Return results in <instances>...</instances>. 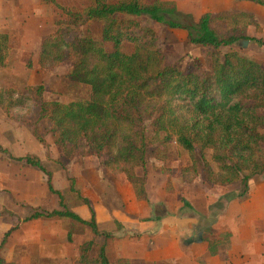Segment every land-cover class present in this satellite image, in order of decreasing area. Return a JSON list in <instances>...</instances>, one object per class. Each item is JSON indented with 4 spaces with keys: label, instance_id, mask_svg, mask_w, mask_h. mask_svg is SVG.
I'll return each mask as SVG.
<instances>
[{
    "label": "trees",
    "instance_id": "obj_1",
    "mask_svg": "<svg viewBox=\"0 0 264 264\" xmlns=\"http://www.w3.org/2000/svg\"><path fill=\"white\" fill-rule=\"evenodd\" d=\"M247 1L264 7V0ZM55 5L66 20L58 22L57 31L42 44L40 62L47 68L71 63L68 79L89 87L91 99L69 104L45 102L43 86L32 88L26 96L0 90V107L5 114L14 119L16 109L32 102L39 112L36 122L45 120L50 124V134L66 159H74L85 144L91 155L100 158L107 168L122 173L144 198L150 127L156 137L165 134L167 142L175 138L188 152L191 165L186 171L193 178L214 186L240 184L239 197L243 198L250 181L264 173V66L237 52L224 54L222 48L242 41L264 47V40L250 38L238 28L221 36L214 22L229 13L203 14L195 25L179 23L175 21L178 9L170 2L93 0V5L83 12ZM234 16L248 17L257 24L252 14ZM145 18L172 30H183L192 45L211 49V69L200 74L168 65L155 31L139 21ZM90 22L104 23L100 40L71 37L75 29ZM126 45L133 47L131 53L124 51ZM9 52L10 37L2 33L0 67L7 65ZM32 131L35 139L47 147L34 123ZM209 150L214 165L206 157ZM0 152L8 154L1 147ZM9 158L42 172L50 194L58 200V209L35 210L24 221L58 219L83 225L93 239L80 245L76 264H112L108 251L116 236L100 229L93 205L76 191L75 180H70V190L88 207V221L70 208L61 191L55 190L53 174L40 158ZM137 169L143 171V177L137 176ZM16 230L17 227L4 233L0 252ZM231 238V233L208 228L203 239L208 255L217 257L228 250ZM0 264L10 263L0 257ZM117 264L132 263L122 259Z\"/></svg>",
    "mask_w": 264,
    "mask_h": 264
},
{
    "label": "rangeland",
    "instance_id": "obj_2",
    "mask_svg": "<svg viewBox=\"0 0 264 264\" xmlns=\"http://www.w3.org/2000/svg\"><path fill=\"white\" fill-rule=\"evenodd\" d=\"M155 1L175 4L178 9L175 21L182 24L195 25L203 15L187 12L188 6L179 8L180 1L186 0H142L147 4ZM55 3L83 12L93 5V0H0V34L10 37L7 65L0 67V90H14L16 96H26L32 88L43 86L45 102L88 101L89 87L68 79L71 63L47 68L40 62L42 44L57 31L58 22L66 20ZM244 3L239 2L235 10L215 13L229 14L214 22V27L221 36L238 28L250 38L264 40V7L250 4L257 15H253L255 25L248 17L234 16L243 13L239 8ZM139 21L155 31L168 65L200 74L211 69V49L192 45L187 32L169 29L146 18ZM103 25L90 22L75 29L71 37L100 40ZM107 48L111 49V45ZM132 50L131 45L125 46L126 53ZM230 52L264 66V47L252 42L246 48L241 42L222 48V53ZM13 113L16 118L11 119L0 107V147L8 153L0 152V242L4 233L17 227L0 252L2 259L10 264H76L80 245L93 239L87 227L70 220L41 219L26 223L24 220L35 210L58 209V200L50 194L47 177L42 172L13 162L9 155L40 158L53 174L55 190L61 191L70 208L88 221L91 218L88 207L70 190V180H75L76 191L93 205L100 229L116 236L108 251L112 264L122 259L132 264H202V259L209 257L205 256L207 245L203 243L206 230H223L220 215L242 191L240 184L214 186L193 178L186 171L191 165L188 152L175 138L167 142L165 134L156 137L149 127L151 144L146 155L144 198L122 173L107 168L100 158L91 155L85 144L74 159H66L50 134V124L45 120L36 122L39 112L32 102ZM32 123L47 147L35 139ZM206 157L214 165L212 151H207ZM136 174L144 175L141 169ZM252 183L249 192L251 188L255 192L264 189V173L255 176ZM228 252L230 249L221 251L216 263L229 257Z\"/></svg>",
    "mask_w": 264,
    "mask_h": 264
},
{
    "label": "crops",
    "instance_id": "obj_3",
    "mask_svg": "<svg viewBox=\"0 0 264 264\" xmlns=\"http://www.w3.org/2000/svg\"><path fill=\"white\" fill-rule=\"evenodd\" d=\"M242 1L245 3L239 11L257 16L255 11L251 10L252 2L246 0H186L180 1L179 8L181 5L184 9L188 6L185 10L188 9L187 12L191 14H215L235 10L238 8L236 5ZM234 199L235 201L228 204L220 215L222 225L226 228L223 226V230L218 233H231L232 238L230 252L227 253L229 257L223 258L219 264H264V189L255 192L251 188L245 197L240 198L238 193ZM206 255L209 256L207 252ZM202 260V264H218L216 257H204Z\"/></svg>",
    "mask_w": 264,
    "mask_h": 264
},
{
    "label": "water",
    "instance_id": "obj_4",
    "mask_svg": "<svg viewBox=\"0 0 264 264\" xmlns=\"http://www.w3.org/2000/svg\"><path fill=\"white\" fill-rule=\"evenodd\" d=\"M241 45L243 48H246L248 46V41H242Z\"/></svg>",
    "mask_w": 264,
    "mask_h": 264
}]
</instances>
